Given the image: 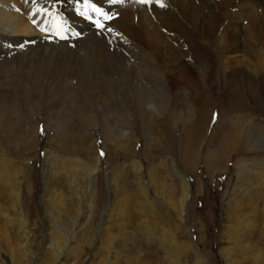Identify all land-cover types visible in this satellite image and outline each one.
<instances>
[{
  "label": "rangeland",
  "instance_id": "1",
  "mask_svg": "<svg viewBox=\"0 0 264 264\" xmlns=\"http://www.w3.org/2000/svg\"><path fill=\"white\" fill-rule=\"evenodd\" d=\"M37 1L0 0V9L28 23L27 34L15 35L25 44L62 33L53 0ZM131 4L152 18L149 4ZM97 5L105 27L86 41L130 58L116 41H104L103 31L129 43L139 42L137 35L110 23ZM243 11L235 4L233 14ZM82 23L67 31L76 34ZM214 40L215 70L198 67L173 44L153 55L164 69V90L161 82L144 109L111 99L118 88L140 87L150 74L144 70L122 72L85 102L79 88L58 100L52 89L35 88L23 56L18 66L16 57L0 63V264H264V142L254 137L255 125L264 128V38H250L254 52L236 56L247 61L245 85H233L229 57ZM59 48L48 53L52 64L61 60ZM252 80L257 95L249 92ZM200 96L211 101L197 105ZM239 99L241 112L233 109ZM228 118L254 128L247 142L228 141ZM185 183L180 224L174 204Z\"/></svg>",
  "mask_w": 264,
  "mask_h": 264
},
{
  "label": "bare ground",
  "instance_id": "2",
  "mask_svg": "<svg viewBox=\"0 0 264 264\" xmlns=\"http://www.w3.org/2000/svg\"><path fill=\"white\" fill-rule=\"evenodd\" d=\"M132 1L137 2V0H115V2L113 0H53L54 15L58 19L62 32L60 37L49 40L37 39L29 44H25L24 41L17 39L18 36H15L16 34H27L28 23L24 24L23 18L9 13L8 7L0 9V63L12 64L16 57L19 59L18 66L21 63L20 56H23L25 58L23 63L32 73H30V77L36 85L35 88L41 87L42 91L44 88L52 89L59 96L53 98L55 100L63 98L64 94L72 95L74 89L77 91L79 88V93L85 102H92L91 97L96 92L102 91L105 86L118 83L121 80L122 72L144 70L150 74L144 77V83L140 87L126 85L114 90L111 94V99L115 96L122 97L127 99L132 107L144 109L156 101L154 89L160 87L161 82L164 90L161 78L164 69L159 67L160 64L152 57L153 55L172 49L182 55L195 57L197 66L203 70H215L218 65V55L215 50L216 41L214 40L216 38L219 46L217 48L229 57L228 61L232 70L230 79L234 83L233 85L240 84V81L244 82L245 77H243L242 69L245 68L242 61H247L244 56L242 61L236 56L239 53L251 54L254 52L249 49L250 44L247 43L250 38L258 40L264 38V0H159V2L153 0L152 3H147L152 10V18L143 17L139 10L131 4ZM37 2L41 5V2L37 0H27L26 3L30 7ZM97 3L104 8L105 14L109 13L110 23L126 33L137 35L139 42L129 43L120 39L118 34L108 31L107 28L103 31V35L109 36L108 40H103L106 42L116 41V46L121 48L120 51L127 52L130 58L119 56L117 53H108L109 47L104 42L89 43L86 41L87 38L95 36L92 30L98 28L97 24L102 25L99 29L105 27L104 22L101 21L103 14ZM235 4H241L245 11L233 14ZM81 20L84 23L76 34L67 31L75 22ZM45 21L47 22V19L44 20L43 25L48 24ZM155 23H159V28H155ZM241 23H245L246 26L240 28ZM37 31H40L41 34L44 29L40 28ZM46 37L48 36L46 35ZM64 43L72 44L73 48H59ZM169 44H173L174 48L170 45L171 49L169 50ZM57 48H59L61 60L52 64L48 53L57 52ZM11 49L19 50L20 54H16L15 50L11 52ZM68 51L71 52L70 55L67 54ZM261 64L264 65V59ZM224 66H226V62H224ZM242 66L243 68H241ZM261 73L260 78L264 82V70ZM117 78L120 79L116 80ZM249 82L247 84L250 86L249 92L255 95L256 93L252 91L256 82L254 80ZM240 87L245 89L241 85ZM70 94L69 96H71ZM201 94L203 93L201 92ZM69 96L65 97L70 98ZM162 96L161 92L160 97ZM210 98L213 99V97ZM208 99L205 96H200L197 105L209 103L211 99ZM58 103V101L55 102V104ZM235 108L241 112L246 109V106L239 99L233 109ZM246 122H251V120ZM227 123L231 125L228 141L245 143L248 140L246 131L251 132L255 128L254 137H257L260 143L264 142L262 134L264 128L261 126L255 125L254 128L246 126L243 129L244 120L242 121L240 118H235V120L228 118ZM241 154L243 155L240 157H245L244 152ZM239 162L240 166L242 162ZM95 171L94 168L90 177ZM189 192V186L185 183L179 201L174 202V212L178 214V217L175 215L180 224H182L180 217Z\"/></svg>",
  "mask_w": 264,
  "mask_h": 264
},
{
  "label": "snow or ice",
  "instance_id": "3",
  "mask_svg": "<svg viewBox=\"0 0 264 264\" xmlns=\"http://www.w3.org/2000/svg\"><path fill=\"white\" fill-rule=\"evenodd\" d=\"M113 2H115V0H113ZM137 2L138 3H141V4H146V3H152L153 0H137ZM157 2H159V0H157ZM161 6H163V5H161ZM96 26L98 28L102 27V25H100V24H97Z\"/></svg>",
  "mask_w": 264,
  "mask_h": 264
}]
</instances>
